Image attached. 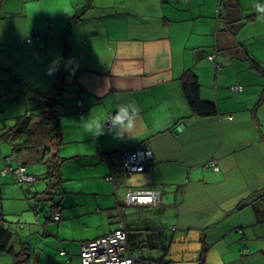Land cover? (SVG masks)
I'll return each instance as SVG.
<instances>
[{
    "label": "crops",
    "instance_id": "crops-1",
    "mask_svg": "<svg viewBox=\"0 0 264 264\" xmlns=\"http://www.w3.org/2000/svg\"><path fill=\"white\" fill-rule=\"evenodd\" d=\"M257 3L264 0H0V65L36 70L40 80L30 77L37 87L53 89L65 59L71 73L57 88L74 92V110L84 112V136L51 142L60 162L54 186V178H43L46 160L27 165L37 177L32 184L3 175L1 159L13 155V145L0 142V218L14 230L0 264H83V244L121 223L129 250L150 262L256 264V255L264 256V21ZM33 29L42 38L29 43ZM188 70L216 115L191 113L181 80ZM0 73L2 134L28 109L31 93L11 90ZM129 103L139 113L122 139L105 124L99 136L85 132V123H103ZM7 104L17 116H7ZM140 148L151 151L150 167L125 184L114 154ZM49 183L51 195L38 196ZM129 188L158 190L160 203L129 206ZM187 242L197 244L195 261L175 262L189 251Z\"/></svg>",
    "mask_w": 264,
    "mask_h": 264
},
{
    "label": "trees",
    "instance_id": "trees-1",
    "mask_svg": "<svg viewBox=\"0 0 264 264\" xmlns=\"http://www.w3.org/2000/svg\"><path fill=\"white\" fill-rule=\"evenodd\" d=\"M219 7L220 9L218 11V15L220 16L222 9L221 6ZM66 34L67 32L61 34V37H62V45L65 46V50L67 52ZM41 38L42 37L33 29L30 31V35L26 41L30 43V42L38 41ZM210 56L211 55H209V60L217 62V59L215 58L211 59ZM65 61H66L65 59L62 61L60 77L57 79V81L53 82V89L50 86V88L48 89L43 88L44 90L37 87L38 85L35 82H33L32 78L30 77L36 70L27 69V71H29V75H28L21 68L20 69L23 71V73L18 68L10 69L9 66L0 65V69H2L5 72V74L7 73L8 81L12 85L11 90H15L18 87L26 88L28 92L31 93V99L35 101L34 106H31V108L26 109L21 116L17 117V121L14 126L8 128L6 131L4 130L2 134L0 133V142L6 140L13 145V149H12L13 155L5 156L3 157V159H1V164H2L1 173L3 175H12L8 173L7 174L3 173L4 168L25 166L27 172H29L27 166L29 163L34 161L45 162L46 160L48 161L47 165L49 166L50 170L43 178L50 180L54 178L55 181L53 183V186L54 184L55 185L58 184L59 181L57 182V178L60 169V162H59V157L52 154L53 147L51 142L55 140L57 142V145H59L62 141L63 115L61 113V107L63 106V103L61 99H59L58 97L60 95L61 96L63 95L64 88L61 89L57 88V84L60 85L61 83H63L65 75L71 73L66 68ZM181 80H182L185 97L187 99V102L191 109V113L193 115L211 117L217 114L216 104L214 102L202 98L201 83L198 76L194 72H192L191 70L186 71L181 77ZM52 90H56V92L53 93L51 92ZM82 108H83L82 104L81 106L79 104V109L82 110ZM115 113H111L108 116V118H112L115 115ZM23 135H26L28 138L29 137L30 138L20 141V136ZM35 135L36 136L38 135L39 137H46L49 138L50 140H47L49 142H46V140H39L36 142L34 141V139H32V137H34ZM25 149L28 151V153L22 156L21 155L23 153L22 150ZM122 154L123 151H117L114 154V156L121 159V164L124 171V181L126 182L125 184H127L129 175L127 174V171L123 166ZM15 181L18 186H23L18 183L17 179H15ZM51 188H52V183H49L47 188L44 189L43 191H40L37 195L38 196L44 195L42 197H45L46 195H51L52 193L50 192ZM151 190H155V189H151ZM43 201H48V200H39L38 202H43ZM2 221L3 219L0 218V251H5L11 244L12 238L14 236V232H13L14 230L11 229L10 227H5ZM199 264H204V263L202 261V263L200 262Z\"/></svg>",
    "mask_w": 264,
    "mask_h": 264
},
{
    "label": "built area",
    "instance_id": "built-area-1",
    "mask_svg": "<svg viewBox=\"0 0 264 264\" xmlns=\"http://www.w3.org/2000/svg\"><path fill=\"white\" fill-rule=\"evenodd\" d=\"M211 59L215 55L210 56ZM233 90H241L242 87L234 86ZM81 106V104H80ZM107 118L105 122L110 120ZM109 127V123H105ZM151 151L146 149L124 150L122 154L123 166L129 175L145 172L150 167ZM209 166L217 167V162L212 160ZM3 173L12 174L20 185L30 184L37 180L36 176L27 172L25 166H17L14 168H4ZM109 180L112 177L108 178ZM160 202V192L151 189L131 188L126 194V203L129 206L135 205H158ZM61 214L56 212L55 220H60ZM83 264H160L150 262L144 258L140 250L132 252L128 248L127 229L121 223L113 232L100 237L98 239L85 242L82 248Z\"/></svg>",
    "mask_w": 264,
    "mask_h": 264
},
{
    "label": "rangeland",
    "instance_id": "rangeland-1",
    "mask_svg": "<svg viewBox=\"0 0 264 264\" xmlns=\"http://www.w3.org/2000/svg\"><path fill=\"white\" fill-rule=\"evenodd\" d=\"M35 72L36 71H34V73L32 75L33 80H35V81L38 79L40 80V77L38 75H36ZM45 72H47V71H45ZM51 77L54 78V76H51ZM66 80L68 82V80H70V79H68V77H67ZM48 83H49V80H48ZM58 86L60 87V85H58ZM45 88H47V89L50 88V83ZM71 88L75 89V85L71 86ZM82 94L83 93H81V95ZM58 98L61 99V101L63 103V106L61 107V113L63 115V117H62V137L64 138V140L65 141L71 140V138L74 137L75 135L84 136L82 133L83 129H82V127H80L82 125V121L80 120V118H82V115L84 114V112H78V111L74 110L75 106L77 105V101H78V98H76V95L74 94V92L71 93V92L67 91L66 93H63L62 96L60 95ZM34 102L35 101L30 98V100L28 102H26V104H23V105L27 108H30ZM14 107L15 106L9 107L7 104L8 110H7L6 114L8 117L17 116L16 115L17 111L14 109ZM9 124L13 125L14 119L10 118ZM204 128L206 130H210L211 126L205 125ZM175 129H174V132H175ZM196 133H197V131L195 130L194 134H196ZM211 134L214 136V134H215L214 131H212ZM39 178H41V177L39 176ZM56 222H58V221H56ZM51 223H54V220ZM55 224H57V223H55ZM184 246L189 247V251L187 250L184 253H180V254L178 253V257L175 259V262H182L183 260H185L186 262L189 261L191 263V261H192V263H193V261H195V257L197 256V253H198L197 244H195V242H187V244ZM174 250L175 249H173V252H174ZM252 261L253 260H246L245 264L251 263ZM256 264H264V256L262 254L256 255Z\"/></svg>",
    "mask_w": 264,
    "mask_h": 264
},
{
    "label": "clouds",
    "instance_id": "clouds-1",
    "mask_svg": "<svg viewBox=\"0 0 264 264\" xmlns=\"http://www.w3.org/2000/svg\"><path fill=\"white\" fill-rule=\"evenodd\" d=\"M255 11L259 14L258 19L264 21V3H257L255 6ZM52 63L54 67L49 69V75H53L54 71L58 70L59 59L54 60ZM71 64L72 61H68L67 67L70 68ZM138 113L139 109L134 103L122 104L118 107L117 112L110 120L103 123H94L89 121L85 123L84 130L93 136H99L104 132V124L109 123V131L114 133L116 138L122 139L125 134L131 132V130L134 128Z\"/></svg>",
    "mask_w": 264,
    "mask_h": 264
},
{
    "label": "water",
    "instance_id": "water-1",
    "mask_svg": "<svg viewBox=\"0 0 264 264\" xmlns=\"http://www.w3.org/2000/svg\"><path fill=\"white\" fill-rule=\"evenodd\" d=\"M183 127H184V125L181 124L179 127H177V128L175 129V133H179Z\"/></svg>",
    "mask_w": 264,
    "mask_h": 264
}]
</instances>
